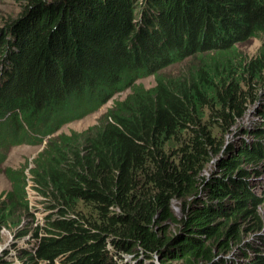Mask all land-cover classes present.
Masks as SVG:
<instances>
[{"label": "trees", "instance_id": "obj_1", "mask_svg": "<svg viewBox=\"0 0 264 264\" xmlns=\"http://www.w3.org/2000/svg\"><path fill=\"white\" fill-rule=\"evenodd\" d=\"M20 1L0 28V231L33 242L0 264H264V236L241 241L238 225L264 229L250 207L264 194V39L238 53L264 38V0ZM43 142L30 177L3 167L11 147ZM28 180L54 212L41 225L24 226Z\"/></svg>", "mask_w": 264, "mask_h": 264}, {"label": "rangeland", "instance_id": "obj_2", "mask_svg": "<svg viewBox=\"0 0 264 264\" xmlns=\"http://www.w3.org/2000/svg\"><path fill=\"white\" fill-rule=\"evenodd\" d=\"M45 2L49 3L52 0H44ZM22 2L20 0H0V28L4 27L7 22H9L11 19L18 18L20 15H22ZM142 10V9H139ZM138 12V11H137ZM135 12L137 15L138 13ZM264 38L262 37H256L253 39H250L248 42L241 44L238 46V53L242 55H248L251 56L252 54L256 53L257 49L259 48L261 41ZM185 65L184 63H178L173 64L169 66L168 71L172 72L173 70L182 67ZM141 84L144 87H150L154 85V78L153 76H147L142 79H140ZM128 90H125L123 92H120L118 94H115L110 100H108L107 103H105L102 107H100L97 111L92 112L81 119L71 121L65 125L62 126L60 131L63 132H70L71 130L80 131L85 129L87 126L95 123L97 118L104 113L110 106L113 105V102L118 99H122ZM251 115L252 113H247L242 122L244 125L248 124V127H251ZM254 120V119H253ZM253 123L260 124L264 126V118L259 117L257 120ZM243 125V126H244ZM58 131V132H60ZM246 134L251 135V132L249 133H234L233 136H246ZM232 135V134H231ZM228 137V138H227ZM229 133L225 135V140H230ZM44 148V142L42 144H20L17 146L11 147L10 151L6 155L5 161L2 163L3 167H13V168H24V172L28 175L29 174V168L33 167V161L34 158L38 155V153ZM217 158L214 159V162H212L210 165L206 167V174L209 175L213 171L217 170ZM30 177V175H28ZM264 178V174L262 175ZM11 182L2 174L0 173V199H3L6 195V193L11 189ZM27 193L30 200L31 205V216H29L25 220L24 226H30V222H32V226H34L36 223H39L40 225L44 223L45 216H48L53 212L48 207V204L46 203V199L39 194V192L32 189L30 186V180H28L27 185ZM258 194L256 203L250 207L256 208V213L259 217H262L264 219V194ZM181 200L174 201L172 204V210L175 212V215L178 217L180 216L181 211ZM34 216V217H33ZM239 229L241 232L240 238L243 240L250 241L251 239H258L259 236H264V229L261 231H248L252 226L255 225L254 220L250 218H246L243 220H239L238 222ZM174 227V226H173ZM248 231V232H247ZM31 230L28 232L27 235H25L22 238H16L15 235L7 230L2 229L0 231V255H2L5 251L7 252L8 258L15 259L16 260V250L17 248H28L32 245V238H31ZM240 241V242H241ZM233 244V251H236L240 248H237L236 241L232 243ZM109 245V243L107 244ZM248 245V244H247ZM248 246L244 247V250H246ZM252 249V248H250ZM254 249V248H253ZM259 251H257V254H264V244L259 245L257 248ZM228 256V255H226ZM231 256V255H229ZM249 258V256H248ZM131 260L132 264H136V259L129 258ZM161 258L154 255L152 258V261L146 260L145 263L149 264V262H153L154 264H159ZM242 260H245V257H243ZM174 261L172 262V264ZM176 263V262H175ZM225 264V263H224Z\"/></svg>", "mask_w": 264, "mask_h": 264}, {"label": "clouds", "instance_id": "obj_3", "mask_svg": "<svg viewBox=\"0 0 264 264\" xmlns=\"http://www.w3.org/2000/svg\"><path fill=\"white\" fill-rule=\"evenodd\" d=\"M264 174V173H263ZM263 174H261L260 176H258V179H260V180H264V178H263ZM154 255H156V254H154ZM132 256L133 255H125V259H127V260H129V258H132ZM157 256V255H156ZM130 261V264H132L131 263V260H129Z\"/></svg>", "mask_w": 264, "mask_h": 264}]
</instances>
